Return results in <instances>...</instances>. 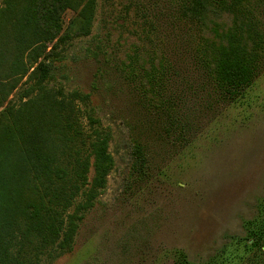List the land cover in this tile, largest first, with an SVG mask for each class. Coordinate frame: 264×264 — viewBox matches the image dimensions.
Returning a JSON list of instances; mask_svg holds the SVG:
<instances>
[{"label":"rangeland","instance_id":"obj_1","mask_svg":"<svg viewBox=\"0 0 264 264\" xmlns=\"http://www.w3.org/2000/svg\"><path fill=\"white\" fill-rule=\"evenodd\" d=\"M181 2L96 0L90 33L60 47L50 85L87 94L76 99L80 122L88 131L91 113L110 129L114 167L70 249L52 248L40 264H174L182 255L226 264L229 252L219 255L231 238L264 218V56L249 86L221 88ZM24 81L0 109L19 103Z\"/></svg>","mask_w":264,"mask_h":264},{"label":"trees","instance_id":"obj_2","mask_svg":"<svg viewBox=\"0 0 264 264\" xmlns=\"http://www.w3.org/2000/svg\"><path fill=\"white\" fill-rule=\"evenodd\" d=\"M95 1L4 0L0 6V76L12 80L0 82V107L22 79L29 84L19 103L8 100L0 109V264H40L52 248L69 250L114 167L110 129L91 113L88 131L80 122L76 99L87 94L65 95L50 85L60 47L90 33ZM181 3L185 18L199 25L198 50L212 80L232 93L249 86L264 56V0ZM69 11L74 15L66 21ZM132 158V168L145 167L138 143ZM259 218L247 221L246 236L227 243L219 255L229 252L226 264H264ZM213 259L194 263L182 255L174 264Z\"/></svg>","mask_w":264,"mask_h":264}]
</instances>
